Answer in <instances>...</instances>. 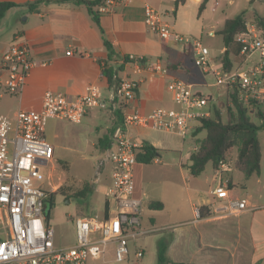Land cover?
<instances>
[{
    "label": "crops",
    "instance_id": "0c3cea01",
    "mask_svg": "<svg viewBox=\"0 0 264 264\" xmlns=\"http://www.w3.org/2000/svg\"><path fill=\"white\" fill-rule=\"evenodd\" d=\"M0 1L17 3V6L8 10L0 19V81L8 76L3 67L2 57L14 43H27L31 59L39 62L32 68L24 85L18 91H9L0 85V111L8 117H14L19 109L40 110L48 90L74 98L83 94L87 85L96 84L101 88L104 98L110 100L114 83H109V78L104 72L109 66L120 75H129L136 81L137 94L134 102L143 113L158 108H181V105L174 101L168 88L174 79L192 83L194 89L204 95L207 86L217 85L216 78L215 83H207L206 74L213 72L206 71L200 66L204 77L199 78V82L192 80L197 76L194 67L196 56L191 45L177 43L174 39H164L153 32L145 20V5L150 4L158 9L164 21L181 35L200 38L209 27L210 33L214 35L216 31L212 29L213 25L210 26L206 22L204 15L209 0L201 12L200 5L203 0H186L178 7L175 0H125L111 12H99V6H96L99 21L93 18L86 5L73 1L46 0L33 6L28 3L36 0ZM105 2L106 0H102L101 4ZM215 10L212 8V11ZM105 39L112 46V58L109 57L110 51ZM207 48L214 66L221 67V55L226 52L225 46L223 45L219 54L214 55L210 48ZM129 55H140L151 61H159L164 65L166 72L145 69L134 73L131 64L122 63V58ZM235 65L234 68L244 64L240 61ZM206 96L212 99L211 94ZM122 122V115L119 117L110 105L106 108H90L82 120L76 123L50 118L45 136L53 148L52 160L56 158L54 152L56 147L62 144L60 142L62 138L83 151L95 147L106 157L109 148L103 149L100 139L108 134L112 140L110 147H113L115 130ZM126 133L140 147L145 141L151 143L159 149V155L162 151L174 152L179 147L183 149L185 139L174 132L157 131L144 126L129 127ZM189 134L191 135V131ZM182 159L183 157L179 166L183 172ZM106 163H109L108 175L101 178L103 183L97 189L103 197V210L97 214L101 216L107 212L109 206L106 190L112 182V163L106 160L102 166ZM173 163L174 161L167 162ZM144 165L148 164L137 162L134 168L135 195L140 198L143 197L141 175L145 172ZM237 171L239 170L232 166L221 177H217L214 167L213 183L216 185L221 182L228 183L229 188L232 185L231 194L236 198H245L248 202L246 210L228 216H222L213 209V205L218 206L226 199L212 194L211 191L216 185L206 190L202 186V180L191 174L196 177L194 188L196 194L191 204L193 216L189 220L193 221V227L177 237L162 241L166 244L168 259L166 264H264L262 172L259 176L246 178L241 171L236 173ZM98 182L99 178L95 183ZM238 184L242 189L237 187ZM90 187L91 193L92 190H96L91 183ZM166 190L165 196L150 194L152 201H161L163 207L151 208L149 206L151 201L148 203L151 209V226L147 229H166L173 225L172 219L182 214V211L177 209L180 205H177L175 188L170 185ZM197 206L206 207L205 216L196 215ZM162 212H167V215L163 217ZM134 244L132 245L134 249L141 246L145 250L144 246L137 245V240ZM115 261L113 255V258L105 256L91 260L89 264Z\"/></svg>",
    "mask_w": 264,
    "mask_h": 264
},
{
    "label": "built area",
    "instance_id": "2783aa9c",
    "mask_svg": "<svg viewBox=\"0 0 264 264\" xmlns=\"http://www.w3.org/2000/svg\"><path fill=\"white\" fill-rule=\"evenodd\" d=\"M123 1L106 0L98 10L111 12ZM145 20L150 29L164 39L191 45L196 65L212 71L216 84L238 87L245 99L264 100V26L247 23L246 30L237 35L242 44L244 65L226 70L214 66L210 51L200 38L175 32L160 11L150 4L145 5ZM2 63L8 76L0 81V85L9 91H18L32 68L39 64L31 59L30 47L25 42L14 43L4 53ZM122 63L131 64L134 73L145 69L166 72L161 62L140 55L123 57ZM113 79L110 100L104 98L98 85L89 84L83 94L74 98L46 91L40 110L19 109L12 118L0 113V264H89L91 260L105 257L110 250L116 261H128L137 238L151 231L143 228L144 201L135 195L134 168L140 145L128 137L126 130L132 126H144L174 132L185 138L195 121L211 115L212 99L197 92L192 83L174 79L168 88L181 108H158L143 113L134 102L136 81L117 71ZM109 105L115 110L121 107L123 122L115 130L114 146L99 162V167L106 160L112 163V182L106 190L107 212L102 216L72 218L76 228L75 242L69 246H57L46 207L59 188L61 178L53 181L56 167L49 168L53 148L45 136L48 120L59 118L76 123L90 108ZM41 166L49 168L48 173H43ZM231 168L230 161L221 160L215 168L216 176L221 177ZM45 180H48V187H43ZM211 192L226 198L218 206L213 205L222 216L237 215L248 208L247 199L231 197L228 183L221 182ZM195 212L201 216L200 207H196ZM144 254L145 250L136 246L133 262L141 261Z\"/></svg>",
    "mask_w": 264,
    "mask_h": 264
},
{
    "label": "rangeland",
    "instance_id": "374dc122",
    "mask_svg": "<svg viewBox=\"0 0 264 264\" xmlns=\"http://www.w3.org/2000/svg\"><path fill=\"white\" fill-rule=\"evenodd\" d=\"M217 1L219 2L218 5L215 4ZM215 5L216 10L212 11ZM204 10H206L204 13L206 22L210 26L213 25L212 29L216 32L212 35L210 33L211 28L209 27L202 33L200 39L204 45L210 48L212 55H214L219 54V51L224 45L223 36L219 31L223 27L225 20L233 18L246 10L248 22L255 21V14L260 13V15L264 16V0H209ZM194 67L197 77L192 80L199 82V78L204 77V74L199 66L194 65ZM206 75L207 83H215V76L213 73L210 72ZM231 92L232 89L218 84L207 86L204 90L205 95H212L211 105L213 108L216 107L221 110L224 120H228L227 106L232 105V100L230 98ZM260 109L264 113V102L261 103ZM254 120L259 124L264 121V119L261 118H254ZM193 131L194 128L192 129V132ZM49 134L50 130L48 129L47 135ZM258 135L262 148V178L264 180V128L259 130ZM205 136V130L200 132L196 138L188 134L184 139L183 149L179 147L174 152L162 151L152 163L144 165L145 172L141 175L143 189L142 199L144 201L143 228L147 229L148 226H151V209L148 206V203L152 201L150 194L165 196L167 192L166 189L170 185H172L177 192V205H180V207L177 206V209L182 211V214L172 219L171 222L173 225L170 227L166 229L154 228L137 238V245L139 244L145 247L144 259L138 264H159L158 252L160 243L192 229L193 221L189 220H191L193 216L191 204L193 199H195L196 191L194 188L195 178L197 176L193 177L191 175L189 169V164L191 163L189 154L197 147V139H202ZM60 142L62 144L56 147L54 152L56 158L52 160L49 168L54 164L56 169L53 171V181H58V177H60L61 180L59 182V188L52 194L53 205L47 215V220L55 232L56 245L63 247L73 244L76 240L75 222L72 218L78 216H94L100 214L103 210V197L97 189L103 183L101 178L108 175L109 163L99 167V162L104 157V154L95 147L88 149V151H83L81 149H76V146L65 138H62ZM181 157H183L182 161H184L182 166L183 172L179 166ZM169 161H174V163L167 164ZM61 162H67L69 169ZM49 168L41 166V171L43 173H48ZM236 173L240 172L237 171ZM213 176L214 165L212 161H209L202 174L198 176V178L202 180L203 188L206 190H208L210 186L213 187L215 184L213 183ZM97 178L100 179V182L95 183ZM85 181L91 183L96 190H92V193H89L86 197L74 195L77 190L83 187ZM63 185H65V189L60 190ZM43 187H48V180H45ZM237 187L242 189V186L239 184ZM162 214L163 217H165L167 212H162ZM132 250V255H134V247ZM106 256L113 258L112 250H110ZM130 260L133 262V257H131ZM130 260L108 262L106 264H134L130 262Z\"/></svg>",
    "mask_w": 264,
    "mask_h": 264
},
{
    "label": "trees",
    "instance_id": "16d2710c",
    "mask_svg": "<svg viewBox=\"0 0 264 264\" xmlns=\"http://www.w3.org/2000/svg\"><path fill=\"white\" fill-rule=\"evenodd\" d=\"M46 0H36L28 3L30 6L39 4ZM67 1V0H58ZM76 4H84L89 12L93 15L96 21H99V12L95 10L102 0H68ZM186 0H175L176 7L184 3ZM207 0H203L200 5V12L205 8ZM17 6V3L12 1H0V19L11 8ZM246 10L242 11L233 18L225 21L222 29L219 31L223 36V43L226 52L221 55L222 67L226 70L233 69L236 63L243 61L241 55L242 44L237 40V35L246 30L248 23V16ZM259 26H264V16L260 13L255 14V21H252ZM106 46L110 51V58L113 56V49L108 40L105 39ZM105 74L109 78V83L113 84L114 68L109 66L104 69ZM232 89L230 98L232 105H228V120L223 119V114L219 108L212 107L211 115L203 117L194 122L192 129L193 137H197L202 131H206V136L202 139H197V147L190 154L189 169L193 176L202 174L209 161H212L216 168L221 160L232 162V166L241 171L246 178L252 176H259L262 172V148L258 132L264 128V121L257 123L254 118L264 119V113L260 109L261 103L264 100H257L254 98L245 99L238 87L229 86ZM121 107H117L116 113L121 117ZM114 132V131H113ZM113 134V133H112ZM111 137L106 134L100 139V145L103 149L110 148ZM159 155V149L151 143L145 141L138 149L137 160L141 163H152ZM69 169L67 162H61ZM65 185L60 190H64ZM232 185H230V195ZM91 193L90 183L85 181L83 187L75 192L74 195L86 197ZM49 202L53 205V195ZM151 208H162L161 201H151L149 203ZM201 215L205 216L206 207H201ZM159 264H166L168 259L166 257V244L160 243L158 252Z\"/></svg>",
    "mask_w": 264,
    "mask_h": 264
},
{
    "label": "water",
    "instance_id": "95a60500",
    "mask_svg": "<svg viewBox=\"0 0 264 264\" xmlns=\"http://www.w3.org/2000/svg\"><path fill=\"white\" fill-rule=\"evenodd\" d=\"M51 206H52L51 202H48V203H47V207H46V215L49 214V212H50V210H51Z\"/></svg>",
    "mask_w": 264,
    "mask_h": 264
},
{
    "label": "flooded vegetation",
    "instance_id": "af4514ba",
    "mask_svg": "<svg viewBox=\"0 0 264 264\" xmlns=\"http://www.w3.org/2000/svg\"><path fill=\"white\" fill-rule=\"evenodd\" d=\"M49 202V201H48Z\"/></svg>",
    "mask_w": 264,
    "mask_h": 264
}]
</instances>
